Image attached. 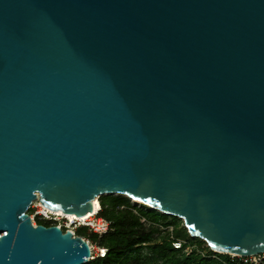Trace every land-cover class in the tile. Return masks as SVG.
I'll list each match as a JSON object with an SVG mask.
<instances>
[{
	"label": "water",
	"instance_id": "95a60500",
	"mask_svg": "<svg viewBox=\"0 0 264 264\" xmlns=\"http://www.w3.org/2000/svg\"><path fill=\"white\" fill-rule=\"evenodd\" d=\"M124 195L264 253V0H0V264H87L33 224Z\"/></svg>",
	"mask_w": 264,
	"mask_h": 264
},
{
	"label": "trees",
	"instance_id": "16d2710c",
	"mask_svg": "<svg viewBox=\"0 0 264 264\" xmlns=\"http://www.w3.org/2000/svg\"><path fill=\"white\" fill-rule=\"evenodd\" d=\"M100 202L99 215L111 222L110 231L103 236L89 231L85 236L79 230L87 227H80L77 234L99 248L107 249V253L87 264H250L213 251L207 242L193 238L186 227L181 231L178 228L181 220L177 217L146 205L133 204L124 195H104ZM142 218L147 223H143ZM54 223L38 217V224L50 226ZM94 235L96 239L91 238ZM187 240L200 242L199 247H191ZM178 241H185L182 248L175 247L174 243ZM188 247L191 252L187 251Z\"/></svg>",
	"mask_w": 264,
	"mask_h": 264
},
{
	"label": "built area",
	"instance_id": "2783aa9c",
	"mask_svg": "<svg viewBox=\"0 0 264 264\" xmlns=\"http://www.w3.org/2000/svg\"><path fill=\"white\" fill-rule=\"evenodd\" d=\"M130 199L134 200L133 198H130ZM31 209H35V214L31 216L33 220V224L35 226L37 225L35 217H40L43 220L55 221L53 225L59 226L64 231H67V230L72 231L74 237L79 236L77 234V231L80 227H87L90 232L96 233L99 236H103L107 234L111 229V222L103 217H100L99 215L100 212H97L94 215H90L91 213L89 212L87 215L82 216L83 219H75L73 221L72 220L69 221V219H67L66 217L55 214V212L43 211L42 203L39 201V199L33 202ZM142 222L147 223V220L145 218H142ZM84 239L88 241L91 247V251H92V256L90 257L89 261L94 260L98 256H105V254L107 253V249H104V248H99V254L97 256H94L95 255L94 254V251H95L94 244H92V242L88 240L87 238H84ZM184 244H185V241H178L174 243L176 248H182ZM189 248L191 247H188L187 250H189ZM229 255H231L232 257H238L245 263L264 264V253L254 255V256H249V257L236 256L235 254H229Z\"/></svg>",
	"mask_w": 264,
	"mask_h": 264
},
{
	"label": "rangeland",
	"instance_id": "374dc122",
	"mask_svg": "<svg viewBox=\"0 0 264 264\" xmlns=\"http://www.w3.org/2000/svg\"><path fill=\"white\" fill-rule=\"evenodd\" d=\"M132 201V203L133 204H137V205H145V204H142L140 201H138V200H136V199H134V200H131ZM147 207H150V206H148V205H146ZM151 208V207H150ZM153 209V208H152ZM29 214L32 216V215H34L35 214V209H32V210H29ZM36 218V224H38V217H35ZM178 218V217H177ZM178 219H180V218H178ZM172 219L170 218L169 219V221H171ZM181 220V222H179L178 221V228L182 231V229H183V227H186L185 226V224H184V221L182 220V219H180ZM170 229H172V227L170 228ZM79 233L80 234H83V235H85V236H88L89 235V229L88 228H81L80 230H79ZM91 238H97V236L96 235H94L93 237H91ZM197 239H199L200 240V242H202V241H204V240H202L201 238H197ZM188 242H189V244L191 245V247H193V248H197V247H199V244H200V242L199 243H197V242H195V241H192V240H187ZM94 247H95V251H94V256H97L98 254H99V247L97 246V245H94ZM203 249H205V248H203ZM191 248H189V250H187L188 252H191Z\"/></svg>",
	"mask_w": 264,
	"mask_h": 264
},
{
	"label": "bare ground",
	"instance_id": "6f19581e",
	"mask_svg": "<svg viewBox=\"0 0 264 264\" xmlns=\"http://www.w3.org/2000/svg\"><path fill=\"white\" fill-rule=\"evenodd\" d=\"M101 208H102V206H101V202H100V198H97V199H95L94 200V209H93V211L92 212H90L91 214L90 215H94V214H96L97 212H100L101 211ZM42 209H43V211H51V212H55V214H58V215H62V216H64V217H66L67 219H69V221L70 220H75V219H83V217H78V216H76V215H73V214H66V213H64V212H61V211H57V210H52V209H49L48 207H46V206H44L43 204H42ZM88 217V216H87ZM89 217H91V216H89ZM85 218V217H84Z\"/></svg>",
	"mask_w": 264,
	"mask_h": 264
}]
</instances>
